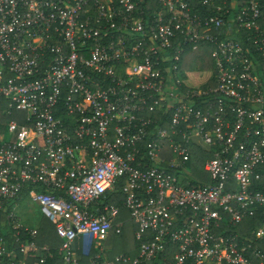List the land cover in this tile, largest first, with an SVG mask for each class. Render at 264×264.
Returning a JSON list of instances; mask_svg holds the SVG:
<instances>
[{
    "label": "built area",
    "instance_id": "1",
    "mask_svg": "<svg viewBox=\"0 0 264 264\" xmlns=\"http://www.w3.org/2000/svg\"><path fill=\"white\" fill-rule=\"evenodd\" d=\"M121 178L138 253L90 264H264V223L230 229L264 209V0H0V264L38 249L23 194L61 238L33 264H81L78 236L123 232Z\"/></svg>",
    "mask_w": 264,
    "mask_h": 264
},
{
    "label": "rangeland",
    "instance_id": "2",
    "mask_svg": "<svg viewBox=\"0 0 264 264\" xmlns=\"http://www.w3.org/2000/svg\"><path fill=\"white\" fill-rule=\"evenodd\" d=\"M204 56V57H201ZM203 58V59H202ZM202 59V60H201ZM196 61L201 62L205 69H201L197 76L190 75L194 70H196ZM202 66V68H203ZM183 67L186 71V82L188 84H199L203 82V79L208 77V73L206 72L211 67H213V61L211 59L210 50L208 48H200L196 51L187 52L184 55ZM9 138H12L13 135H10L7 131L5 132ZM166 150H169L167 147ZM203 165L201 169H199V175L205 179H209L208 173L203 169ZM208 178V179H206ZM16 213L21 217V220L27 222L30 227L36 226L38 228L41 227V223L45 218L43 215L40 206L33 201V199L24 194L16 204ZM123 222V232L121 234H116L115 232H111V234L103 241L91 239L87 235H80L79 239L81 244L85 247L90 246L91 250L88 254H84L82 259L87 258L90 260V257L99 253L103 252L106 254L109 253H125L130 250L135 249V242H137V238L135 236V224L130 219L129 211H124L121 214ZM60 239V238H59ZM61 241V239H60ZM61 244V243H60ZM87 250V248H84ZM81 254V253H80ZM89 255V256H88Z\"/></svg>",
    "mask_w": 264,
    "mask_h": 264
},
{
    "label": "trees",
    "instance_id": "3",
    "mask_svg": "<svg viewBox=\"0 0 264 264\" xmlns=\"http://www.w3.org/2000/svg\"><path fill=\"white\" fill-rule=\"evenodd\" d=\"M198 1L199 0H193L194 3L195 2L198 3ZM200 8H202V10H207V8H204V7H200ZM201 57H204V56H201ZM197 64H198V66H197ZM195 66H197L196 68L199 67L200 69H205L204 66L202 65V61L201 62L196 61ZM202 66H203V68H202ZM198 73H199V70L198 71L196 70V72H194L193 75L197 76ZM206 157L207 156L204 152H200L194 156V159H192V162L190 164L196 168L194 170L195 175H199L198 170L201 169V166H202L204 160L206 159ZM206 179H208V178H206ZM208 180H205V181H208ZM125 182H126V179L121 178L117 182L115 188L112 189V191L108 192L107 197L105 199L107 202H110V203H113V204L120 206L121 214L126 210L129 211V209H127L125 207V194L123 191V188L125 186ZM256 186H258L260 189H264V182L259 183ZM121 214L118 218V221L122 220ZM129 214H130L131 221H133V223L135 224V232H136V230L138 229V224L131 217L130 211H129ZM263 223H264V209H261L257 212V215L255 217L254 216L246 217L244 222L241 225H239L238 227L232 226L230 229L233 232H238L239 235L243 238H250L253 230H255L258 226L262 225ZM14 232L15 231L12 229H10L6 232L7 238L11 244L14 243V239H13V236H14L13 233ZM38 232H39L38 237L36 238L38 249H36L32 252L31 257L28 260L29 264H33V262L38 257L41 256V254L43 253L42 252L43 246H49L52 249H56L61 243V241H60L61 238H60V236L56 230L55 225L47 218L42 221L41 227L39 228ZM25 236L28 239H31L30 236H28V235H25ZM25 236L24 235L21 236L22 240L25 239ZM139 246H140V241L137 240V242H135V249L128 251V254L136 255L138 253ZM125 253H127V252H125ZM109 255L115 256L117 254L116 253H113V254L109 253ZM48 262H49V264H60V263H62V261L60 260V258L58 257L57 254H56V258L49 259ZM81 262H82L81 264H90V261L87 258L81 259Z\"/></svg>",
    "mask_w": 264,
    "mask_h": 264
},
{
    "label": "crops",
    "instance_id": "4",
    "mask_svg": "<svg viewBox=\"0 0 264 264\" xmlns=\"http://www.w3.org/2000/svg\"><path fill=\"white\" fill-rule=\"evenodd\" d=\"M21 200V198H20ZM20 217V216H19ZM21 218V217H20ZM46 218V217H45ZM48 219V218H47ZM25 225L29 226L30 225L27 223V222H24L23 220H21ZM32 227V226H31ZM34 228H38L36 226H33ZM39 229V228H38ZM88 237H90L89 235H87ZM90 241H91V237H90ZM59 247V246H58ZM84 248H87V250H84ZM73 250H74V254L78 257H81L84 255V254H88L91 250L90 246H84L83 244H81V241L79 239V236L76 238V240L74 241L73 243ZM81 253V254H80ZM62 264V263H60Z\"/></svg>",
    "mask_w": 264,
    "mask_h": 264
}]
</instances>
